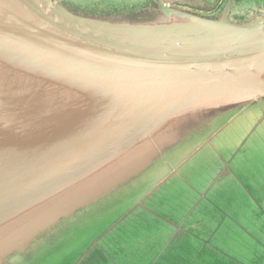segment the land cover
<instances>
[{"label": "water", "instance_id": "water-1", "mask_svg": "<svg viewBox=\"0 0 264 264\" xmlns=\"http://www.w3.org/2000/svg\"><path fill=\"white\" fill-rule=\"evenodd\" d=\"M71 251L264 264V0H0V264Z\"/></svg>", "mask_w": 264, "mask_h": 264}, {"label": "rangeland", "instance_id": "rangeland-1", "mask_svg": "<svg viewBox=\"0 0 264 264\" xmlns=\"http://www.w3.org/2000/svg\"><path fill=\"white\" fill-rule=\"evenodd\" d=\"M72 252L73 251H71L67 256H65L64 258H61V261L58 263V264H69V263H71V262H73V260H74V258H75V256H76V254L75 253H73L72 254Z\"/></svg>", "mask_w": 264, "mask_h": 264}]
</instances>
